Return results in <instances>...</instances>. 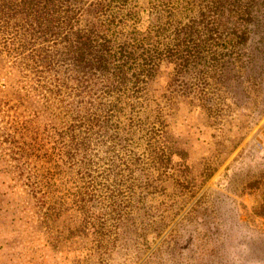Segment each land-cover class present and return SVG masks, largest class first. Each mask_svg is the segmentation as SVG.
<instances>
[{"label": "trees", "instance_id": "obj_1", "mask_svg": "<svg viewBox=\"0 0 264 264\" xmlns=\"http://www.w3.org/2000/svg\"><path fill=\"white\" fill-rule=\"evenodd\" d=\"M149 9L142 28L139 0H0V67L7 65L4 53H14L16 65L0 104L35 107L17 86L30 67L35 89L46 96L49 113L42 119L56 142L44 143L49 136L36 125L35 110L31 118L16 119L13 129H2L3 139L18 171L31 158L42 163L41 181L49 190L67 175L80 181L71 200L47 201L28 178L32 197L41 208L48 204L42 225L54 247L79 248L75 240L92 235L95 257L133 255L138 261L150 249L149 235L161 236L217 169L200 168L186 137L173 133V97H184L222 127L223 102H241L247 92L232 71L235 61L256 82L264 79V58L254 53L264 52V40L246 50L250 26L264 32V0H151ZM222 32L229 45L211 42L215 35L225 38ZM172 64L159 91L155 82ZM100 160L104 173L97 176ZM158 196L164 199L154 206ZM186 232L177 239L191 242Z\"/></svg>", "mask_w": 264, "mask_h": 264}, {"label": "rangeland", "instance_id": "obj_2", "mask_svg": "<svg viewBox=\"0 0 264 264\" xmlns=\"http://www.w3.org/2000/svg\"><path fill=\"white\" fill-rule=\"evenodd\" d=\"M150 2L139 0L142 28L148 22ZM229 30L231 32L232 29ZM248 32L251 39L246 50L254 51L252 49L259 43V37L264 40V32H259L256 24L250 26ZM222 33L225 38L215 35L216 39L211 42L229 45L228 34ZM260 49L264 50V47ZM254 53L264 58V52ZM2 58L7 65L0 67V90L6 88L7 76L15 77L13 72L16 70L14 53H4ZM234 65L232 71L243 78L247 92L241 102L236 103L230 97L223 102L222 127L212 125L206 115L184 97H173L178 104L176 119L172 121L173 133L177 137H186L193 153L191 160L200 168L209 165L210 169L216 166L217 169L161 236L149 235L150 249L136 262L133 255H129L127 260L124 256L95 257L91 249L92 235L76 239L81 244L79 248L73 243L59 248L50 243L48 231L42 225L43 212L48 204L45 209L41 208V202L37 203L32 197L28 178L31 174L32 181L38 184L37 188L47 201L57 196H67L71 200L73 195L70 193L79 189L80 181H72L67 175L49 190L41 181V162L31 158L23 165V172L16 168L17 162L2 134V129L16 127V119L31 118L35 110L40 116L36 125L45 133L44 137L49 136L44 143L51 147L56 142L53 128L48 123L46 126L42 119L49 113L43 105L46 96L35 89L30 76L32 71L27 66L25 76L17 86L25 99L32 98L35 107L15 105L11 101L0 104V264H232V250L239 249L241 245L247 246L240 252L242 264H264V114H260L264 105V79L256 82L240 63L235 61ZM173 67L174 64L163 66L155 82L156 89L164 90ZM60 153L61 149L56 151V158H60ZM99 162L101 166L97 176L104 173V163ZM103 184H107L106 180ZM97 187L102 191L100 183ZM162 199L156 197L154 206ZM183 231L191 234V242L188 237L185 241L177 239ZM164 240L166 246L161 245ZM154 249H158V254L153 261L146 262Z\"/></svg>", "mask_w": 264, "mask_h": 264}, {"label": "clouds", "instance_id": "obj_3", "mask_svg": "<svg viewBox=\"0 0 264 264\" xmlns=\"http://www.w3.org/2000/svg\"><path fill=\"white\" fill-rule=\"evenodd\" d=\"M246 245H241L239 249H233L234 258L232 260V264H242L240 258V252L246 250Z\"/></svg>", "mask_w": 264, "mask_h": 264}]
</instances>
